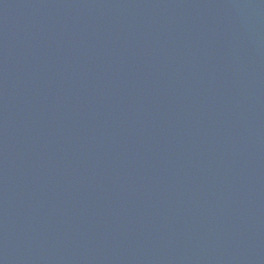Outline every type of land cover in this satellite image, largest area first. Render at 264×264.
<instances>
[{"label":"water","instance_id":"water-1","mask_svg":"<svg viewBox=\"0 0 264 264\" xmlns=\"http://www.w3.org/2000/svg\"><path fill=\"white\" fill-rule=\"evenodd\" d=\"M0 264H264V0H0Z\"/></svg>","mask_w":264,"mask_h":264}]
</instances>
